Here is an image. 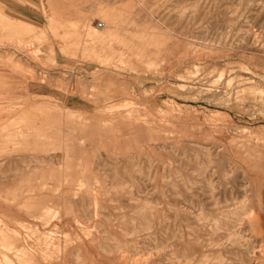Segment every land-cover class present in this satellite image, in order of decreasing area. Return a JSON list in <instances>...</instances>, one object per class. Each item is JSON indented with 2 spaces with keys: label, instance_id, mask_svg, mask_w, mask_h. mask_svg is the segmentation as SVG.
Instances as JSON below:
<instances>
[{
  "label": "rangeland",
  "instance_id": "1",
  "mask_svg": "<svg viewBox=\"0 0 264 264\" xmlns=\"http://www.w3.org/2000/svg\"><path fill=\"white\" fill-rule=\"evenodd\" d=\"M263 228L264 0H0V264H261Z\"/></svg>",
  "mask_w": 264,
  "mask_h": 264
},
{
  "label": "bare ground",
  "instance_id": "2",
  "mask_svg": "<svg viewBox=\"0 0 264 264\" xmlns=\"http://www.w3.org/2000/svg\"><path fill=\"white\" fill-rule=\"evenodd\" d=\"M195 66V65H194ZM199 66V65H198ZM196 68H198V67H196ZM180 76V75H179ZM184 86V85H183ZM188 86V85H187ZM186 86V87H187ZM185 87V86H184ZM191 87V86H190ZM194 87V86H193ZM183 88V87H182ZM204 89H206V88H204ZM45 90V89H44ZM208 90V89H207ZM202 93V92H201ZM67 103V102H66ZM74 104V103H73ZM79 105V104H78ZM91 106H93V105H91ZM91 106L90 107H86L87 109L89 108H91ZM93 108V107H92ZM92 111V110H91ZM242 195V194H241ZM252 212V211H251ZM247 214H249V213H247ZM247 216V215H246ZM245 217V216H244ZM239 221V220H238ZM240 223V222H239ZM236 233V232H235ZM261 234H262V236L264 237V228L262 229V231H261ZM247 238H249V237H247ZM176 240H177V238H175ZM179 240V239H178ZM259 249V248H258ZM260 250V249H259ZM79 259V258H78ZM165 260V259H164ZM261 264H264V245H263V248H262V263Z\"/></svg>",
  "mask_w": 264,
  "mask_h": 264
}]
</instances>
